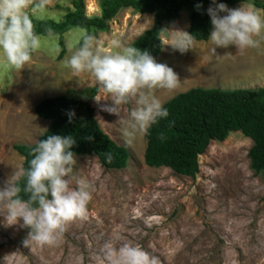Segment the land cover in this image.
<instances>
[{
	"label": "rangeland",
	"instance_id": "rangeland-1",
	"mask_svg": "<svg viewBox=\"0 0 264 264\" xmlns=\"http://www.w3.org/2000/svg\"><path fill=\"white\" fill-rule=\"evenodd\" d=\"M100 2L85 0L88 17L100 15ZM71 10L73 0H48L47 12L52 15L46 19L56 21L62 12L61 20ZM189 13L183 10L179 19L164 23L163 44L176 30L189 33ZM152 25V14L122 9L109 22V30L95 37L100 47L111 51L112 38L133 43ZM80 32L85 30L73 28L63 35L66 51L62 58L59 35L54 33L42 36L41 47L28 66L17 70L0 60V187L23 167L24 157L15 146L36 144L48 128L50 120L35 112L36 105L48 97L69 95L89 101L103 130L128 149V165L121 170L105 169L96 156H75L76 173L92 185L87 219L70 222L55 246L34 242L25 246L29 229L20 226L22 221L6 225L0 215V264H105L102 249L106 242L117 248L125 242L135 244L155 257L157 264H264V177L250 167L252 140L232 132L224 141H212L199 157L200 170L194 179L170 168L147 166L145 136H137L128 145L122 135L121 122L128 118L134 102L121 105L119 117L103 111L93 99L99 93L91 77L86 73L73 76L64 67L63 60L70 54L66 42H75ZM212 47L209 40H193L192 47L181 53L164 44L155 60L173 69L178 86L155 94L165 103L197 87L264 86V41L243 52L229 45L213 53ZM100 104H111V100Z\"/></svg>",
	"mask_w": 264,
	"mask_h": 264
},
{
	"label": "clouds",
	"instance_id": "clouds-1",
	"mask_svg": "<svg viewBox=\"0 0 264 264\" xmlns=\"http://www.w3.org/2000/svg\"><path fill=\"white\" fill-rule=\"evenodd\" d=\"M212 3L215 7L207 9L212 25L207 36L213 45L210 51L234 45L243 52L264 41V14L257 11L252 0H244L238 8L216 0ZM47 5L48 0H0V60L7 66L20 70L30 64L42 42V36L34 31L33 20L52 15ZM62 15L61 12L55 17L57 23ZM53 35L48 29L47 36ZM192 42L189 33L176 30L164 44L184 53ZM109 47L111 51L100 47L93 34L80 32L75 42H66L70 54L63 65L73 76L86 73L91 77L99 93L93 99L103 111L119 117L121 105L134 102L128 118L121 122L125 142L131 145L137 136L149 135L153 125L168 117V109L155 93L174 90L178 78L171 67L156 62L147 50L134 43L115 37ZM101 100H111V104H100ZM74 115L72 110L67 112L69 122ZM160 139H166L163 133ZM74 143L72 135L53 134L38 140L30 148L27 167L13 172L0 187V215L6 225L22 221L20 226L29 229L25 246L30 242L55 246L70 222L87 219L92 185L75 171L77 160L71 150ZM102 253L105 264H157L155 257L128 242L118 248L106 242Z\"/></svg>",
	"mask_w": 264,
	"mask_h": 264
},
{
	"label": "trees",
	"instance_id": "trees-1",
	"mask_svg": "<svg viewBox=\"0 0 264 264\" xmlns=\"http://www.w3.org/2000/svg\"><path fill=\"white\" fill-rule=\"evenodd\" d=\"M244 0H216L233 6ZM257 9L264 11V0H252ZM201 7L197 9L196 5ZM212 0H101L99 16L88 17L85 0H73V10L68 11L57 23L54 20H33L34 31L41 36L47 30L59 35L61 52L65 54L63 35L80 28L96 36L109 30V22L122 10L131 8L139 14H152L153 25L133 43L147 50L156 59L162 51L164 23L180 18L183 10H189V33L195 41H207L212 30L208 5ZM97 92L98 89L94 88ZM168 117L161 119L145 136L144 160L147 166L166 167L173 172L195 178L200 170L199 157L212 141H224L232 132H241L252 140L248 156L250 167L256 175L264 177V86L258 89L192 88L181 92L164 103ZM84 108L83 113L80 110ZM75 115L69 122L67 112ZM38 117L50 120L40 139L47 135H72L74 156L93 155L105 169L121 170L127 167L129 151L114 141L101 127L95 116V108L89 101H81L69 95L48 97L35 107ZM166 139L161 141L160 134ZM39 139V140H40ZM35 145V144H34ZM34 145H16L15 150L24 157L27 167L30 148ZM111 159H108V156ZM22 198L26 197L21 193Z\"/></svg>",
	"mask_w": 264,
	"mask_h": 264
}]
</instances>
